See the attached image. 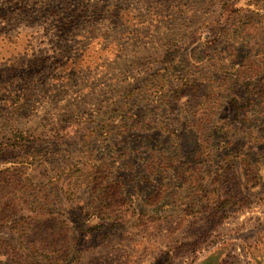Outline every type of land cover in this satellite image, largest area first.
I'll use <instances>...</instances> for the list:
<instances>
[{
  "label": "rangeland",
  "instance_id": "374dc122",
  "mask_svg": "<svg viewBox=\"0 0 264 264\" xmlns=\"http://www.w3.org/2000/svg\"><path fill=\"white\" fill-rule=\"evenodd\" d=\"M234 235L264 264V0H0V264Z\"/></svg>",
  "mask_w": 264,
  "mask_h": 264
},
{
  "label": "crops",
  "instance_id": "0c3cea01",
  "mask_svg": "<svg viewBox=\"0 0 264 264\" xmlns=\"http://www.w3.org/2000/svg\"><path fill=\"white\" fill-rule=\"evenodd\" d=\"M229 243L224 246H218L213 248V252H205V256L198 258L196 264H232L239 259H244L245 264H249L251 260V255L245 252L243 246L241 245L243 241L241 237L232 236L227 239ZM226 240V241H227ZM223 241V242H226ZM229 244V245H228ZM210 255V256H209ZM212 257V258H209ZM171 259H169L170 261Z\"/></svg>",
  "mask_w": 264,
  "mask_h": 264
},
{
  "label": "trees",
  "instance_id": "16d2710c",
  "mask_svg": "<svg viewBox=\"0 0 264 264\" xmlns=\"http://www.w3.org/2000/svg\"><path fill=\"white\" fill-rule=\"evenodd\" d=\"M4 217H6V216H4ZM0 247L2 249L11 250L10 243L7 242V240H5V241L0 240ZM1 254L8 255L6 252H2ZM169 262H170L169 261V257L168 256H164V257H160V259H157V262L154 261L153 264H170Z\"/></svg>",
  "mask_w": 264,
  "mask_h": 264
}]
</instances>
